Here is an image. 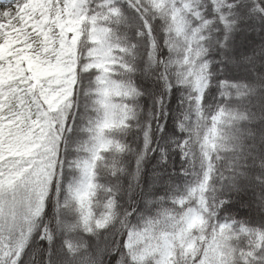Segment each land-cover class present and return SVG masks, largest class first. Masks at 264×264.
I'll list each match as a JSON object with an SVG mask.
<instances>
[{"label":"snow or ice","instance_id":"snow-or-ice-1","mask_svg":"<svg viewBox=\"0 0 264 264\" xmlns=\"http://www.w3.org/2000/svg\"><path fill=\"white\" fill-rule=\"evenodd\" d=\"M0 264H264V0H0Z\"/></svg>","mask_w":264,"mask_h":264}]
</instances>
